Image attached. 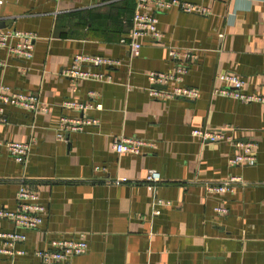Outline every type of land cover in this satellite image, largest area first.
I'll return each instance as SVG.
<instances>
[{
  "label": "crops",
  "instance_id": "obj_1",
  "mask_svg": "<svg viewBox=\"0 0 264 264\" xmlns=\"http://www.w3.org/2000/svg\"><path fill=\"white\" fill-rule=\"evenodd\" d=\"M185 1L210 13H156L161 38H140L139 53L130 57L121 40L132 28L136 0H0V21L7 23L0 30L35 34L30 58L0 48V86L37 94L48 106L36 114L4 106L0 139L34 141L24 166L0 146V209L15 207L23 178L44 212L38 228L22 230L26 239L15 248L24 253H0V264H41L35 250L80 236L87 251L55 264H264V105L212 93L222 85L217 74L232 72L244 79V92L264 95V0ZM169 49L195 54L180 84L195 89L196 98L149 96L146 73L172 70ZM75 54L121 64L101 68L112 81L81 79L73 92L62 72ZM67 99L101 109L82 114L63 107ZM80 115L98 124L58 140L60 117ZM223 126L232 128L227 134L234 142H255L253 165L229 164L240 147L191 134ZM122 135L153 145H143L140 154H117L112 142ZM149 169L161 176L154 192L143 183ZM231 175L244 184L233 192H206L205 183ZM119 177L126 181L114 183ZM154 197L169 202L159 214L152 213ZM220 206L225 214L216 211ZM14 229L0 219V232Z\"/></svg>",
  "mask_w": 264,
  "mask_h": 264
},
{
  "label": "built area",
  "instance_id": "obj_2",
  "mask_svg": "<svg viewBox=\"0 0 264 264\" xmlns=\"http://www.w3.org/2000/svg\"><path fill=\"white\" fill-rule=\"evenodd\" d=\"M153 8V12H147L148 8ZM176 8L185 13H196L208 15L210 9L200 4L188 2L185 0H136L135 10L133 12L132 28L127 37L121 41L125 42L130 49V57L139 53L141 47L140 38L149 37L152 42L161 38L157 29L156 13ZM35 34L27 31L0 30V48H5L9 54L30 58L33 55V40ZM169 57L174 61V67L171 71H149L146 78L151 84L147 91L150 97L155 99H172L176 97L196 98L198 93L195 89L181 85L183 76L188 70V62L195 57V54L189 51L177 49L168 50ZM3 62L0 61V65ZM121 64L119 59L90 54H75L70 65L65 68L62 74L69 80L71 90L77 89V82L81 79L94 80L100 82L112 81V75L104 73L101 68L117 67ZM217 79L222 85L213 89L214 95H220L233 98L244 103L256 102L264 105V95L254 94L243 91L244 79L232 72L217 74ZM88 96L91 98L95 93L90 91ZM18 105L33 114L47 112L48 106L40 100L37 94H21L10 92L7 86H0V122L3 121V110L5 105ZM65 108L78 111L83 114L88 109H101L100 103L93 104L91 101H76L67 99L62 102ZM98 120L95 118L80 116H61L56 127V138L61 141L66 140V134L71 132H82L88 127L96 126ZM232 128L223 126L218 128H194L191 131L192 136L202 141L217 142L226 141L232 143L235 147H240L242 152L234 154L228 161L231 165L255 163L253 149L255 142H234L231 136L227 134ZM33 138L25 142L4 141L0 139V146L3 147L15 160V162L25 165L28 153L33 143ZM153 145L140 138L131 136H117L113 139L112 149L117 154H140V148L143 145ZM98 169V167L96 168ZM126 180L122 177L116 178L113 182L120 184ZM161 181L160 173L155 169H149L143 183L146 188L154 192L156 185ZM244 184L239 176L231 175L220 182L205 183L204 187L208 193L233 192L235 188ZM16 205L13 209H0V219H7L14 225L15 229L11 232H0V238L4 239L3 247H0V253H6L10 256L23 254L24 252L15 245L23 242L26 235L22 230L36 229L42 223V213L44 206L40 203L38 194L26 185L23 178L18 180V187L15 192ZM152 213L159 214L161 206L169 205V202L159 198L152 199ZM216 211L225 214V207H217ZM48 248L35 250L34 255L40 260L41 264H55L67 262L75 255L84 254L88 245L83 236L77 240H53Z\"/></svg>",
  "mask_w": 264,
  "mask_h": 264
},
{
  "label": "water",
  "instance_id": "obj_3",
  "mask_svg": "<svg viewBox=\"0 0 264 264\" xmlns=\"http://www.w3.org/2000/svg\"><path fill=\"white\" fill-rule=\"evenodd\" d=\"M6 25H7L6 22H4V21H0V29H1V28H4Z\"/></svg>",
  "mask_w": 264,
  "mask_h": 264
}]
</instances>
